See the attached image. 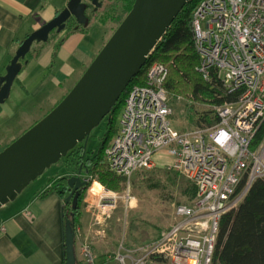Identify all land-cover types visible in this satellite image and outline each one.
Returning <instances> with one entry per match:
<instances>
[{
	"label": "built area",
	"instance_id": "obj_1",
	"mask_svg": "<svg viewBox=\"0 0 264 264\" xmlns=\"http://www.w3.org/2000/svg\"><path fill=\"white\" fill-rule=\"evenodd\" d=\"M192 24L198 71L210 79L214 70L238 95L213 106L218 119L210 125L177 131L170 121L167 64L152 62L146 83L132 85L121 128L105 150L108 167L130 180L137 169L157 165L155 154L161 151L170 157L169 166L196 183L198 192L194 203L177 206V219L155 239L122 245L116 255L122 264H214L224 213L237 207L255 178L264 175V139L253 148L264 122V0H201ZM95 181L88 185L94 207L91 231L103 237L122 195L102 184L94 197ZM75 231L80 234L82 228L75 226ZM79 239L81 264H98L91 244Z\"/></svg>",
	"mask_w": 264,
	"mask_h": 264
},
{
	"label": "water",
	"instance_id": "obj_2",
	"mask_svg": "<svg viewBox=\"0 0 264 264\" xmlns=\"http://www.w3.org/2000/svg\"><path fill=\"white\" fill-rule=\"evenodd\" d=\"M190 0H135L132 8L98 51L67 94L42 118L0 151V163L7 158L11 166L0 169V207L19 193L47 167L66 156L110 114L132 79L147 63L148 57ZM99 0H69L55 17L31 32L20 43L5 74L0 75V103L10 95L12 86L33 44L50 40L75 15L85 21L92 4ZM96 8V10H97ZM81 171V169H80ZM88 172V170H87ZM81 174L68 178L73 205L79 187L86 184ZM65 264H76L72 225L66 230Z\"/></svg>",
	"mask_w": 264,
	"mask_h": 264
},
{
	"label": "crops",
	"instance_id": "obj_3",
	"mask_svg": "<svg viewBox=\"0 0 264 264\" xmlns=\"http://www.w3.org/2000/svg\"><path fill=\"white\" fill-rule=\"evenodd\" d=\"M68 1L0 0V75L6 73L7 66L24 38L55 17L66 7ZM102 6L98 7V11H105L106 5ZM92 24L91 22L87 28H71L63 34L61 44L50 45L42 42L34 44L27 54L29 61L19 73L22 75L21 78L19 80L16 78L9 97L0 103V127L10 125L9 121L17 116L18 108L26 113L39 110L40 114L27 125L31 127L67 94L86 69V60H92L101 49L97 50L96 45L91 47L88 45L89 41H85ZM13 91L21 98V100L13 98L17 107L9 100ZM31 97L37 98L38 101L32 100V105L27 104V100ZM155 156L158 163H162L163 166H167L170 161V157L166 154L156 153ZM74 165L76 167L73 166L64 172L68 178L74 174H81L87 183L92 180L99 181L95 175L89 173L90 171L87 172L81 166ZM65 184L62 190L54 187L49 178L46 186L40 190L24 188L14 200L0 207V264H65L66 230L70 224L75 236L76 258L81 260L82 241L78 237H86L87 224V229L93 228V216L92 219L91 215L82 219L81 215L83 208L92 211V197L88 188L81 206L80 223L75 225L71 214L68 213V209L72 207L71 200H66L71 192L68 179ZM75 206L76 202L73 207ZM75 226H80L84 232L78 236ZM105 236L107 234L103 237H93L92 233L87 239L96 259L95 247Z\"/></svg>",
	"mask_w": 264,
	"mask_h": 264
},
{
	"label": "trees",
	"instance_id": "obj_4",
	"mask_svg": "<svg viewBox=\"0 0 264 264\" xmlns=\"http://www.w3.org/2000/svg\"><path fill=\"white\" fill-rule=\"evenodd\" d=\"M200 1L190 0L180 11L166 34L148 57L147 63L124 90L110 114L103 119L102 122L107 120V131L105 132V140L100 151L96 152L94 149H88L83 142H80L64 156L66 161L90 171L89 173L92 176L95 175L101 183L110 188L121 191L126 187L128 177L118 174L108 167L105 147L120 130V128L114 126V123L117 121V116L120 113L122 114L126 97L132 85L146 83L149 66L156 60L166 63L169 68V73L165 80L169 102L177 98V95L184 94V103L187 104V108L191 111V115L188 114L195 127L208 126L218 119L213 106L234 101L237 98L238 91L230 92L214 70L212 71L211 78L205 79L197 69L200 63V55L194 44L192 20L194 10ZM134 2L135 0H128L126 3L128 12ZM96 8V4L93 3L86 11L87 15L89 13V21L80 23L77 21L78 24L74 29L87 28L92 19H95L94 16H97L96 20L99 18L103 20L102 12H100V15L99 13L97 14ZM67 31H63V34ZM197 103L207 105V108H199L196 106ZM263 139L264 122L255 136L253 147L258 146ZM158 167L160 166L158 165ZM155 171L141 168L135 173H137V178H140V174H145L147 176L144 179L148 176L149 179H155V181L150 182V185L157 186L160 178L159 176L156 177ZM167 172L169 173V171ZM246 177L247 174L242 184H245ZM50 179L54 187L63 190L68 175H61L57 179ZM175 179L176 183H180V195H185L187 201L196 196L198 188L191 180L188 181L177 175ZM92 181L88 182V184L92 183ZM84 190L76 201V206L68 209V213L71 214L72 222L75 225L76 223H80L81 206L84 203L83 200L87 194L88 186H85ZM76 264H81V260L76 258ZM214 264H264V175L255 178L237 207L224 213L220 223Z\"/></svg>",
	"mask_w": 264,
	"mask_h": 264
},
{
	"label": "rangeland",
	"instance_id": "obj_5",
	"mask_svg": "<svg viewBox=\"0 0 264 264\" xmlns=\"http://www.w3.org/2000/svg\"><path fill=\"white\" fill-rule=\"evenodd\" d=\"M123 16H126V14H123L120 17L117 16L118 18L116 16L111 18L107 17L105 20L94 22L90 26L91 31L87 34L85 41H89L88 45L91 47L96 45L95 48H97V50L102 48L114 30L124 19ZM58 39L59 37H54L47 44L55 45ZM91 61V59L86 60L87 66ZM21 76L22 75L19 74L17 80H19ZM184 97V94L181 93L180 95H177V98L170 101V105L173 108L170 121L173 128L177 131L185 129L192 130L195 128V125L189 118L191 111L187 108V104L184 103ZM13 98L21 100L15 91H13L12 98L9 100L14 102L15 99ZM32 100H34V102L38 101L37 98L31 97L27 100V104L30 103V105H32ZM197 104L196 106L199 108H207V105H202L200 103ZM14 105L17 107V103L14 102ZM17 110V116L9 121L10 125L7 124L8 127H3L1 125L0 127V150L26 131L30 127L27 126L29 121H32L34 117H37V115L40 114L37 109L33 110L32 113L31 111L26 113L19 108ZM120 119L121 113L117 116V121L114 123V126L117 128L121 127ZM106 121L107 120H104V122L96 126L92 130L89 138L82 141L88 149H94L96 152L100 151L105 140V132L107 131ZM24 128L25 130H23ZM162 154L164 153L162 152ZM159 164L161 165L162 163H158L157 165L148 168L154 171L156 170V177L159 176L160 178L157 186L150 185V182L155 181V179H149V176L144 179V177L147 176L145 174H140V178H137V173H135L139 170L137 169L130 180L128 177L126 187L121 191L117 190L122 197L116 204L117 206L111 216L106 220L105 227L107 230V236H105L103 241L95 247L99 264H122V262L116 257L122 245L134 247L152 241L176 220V208L180 203H194L196 196L187 201L185 195H180V183H176L175 176L177 175L178 177L185 178L188 181L191 180L195 185L196 183L186 175L182 174L181 171L169 166V162L167 163V166H160ZM158 165L160 167L157 168ZM73 166L76 167L74 164L67 162L66 158L62 157L59 161L47 167L42 174L33 179L25 188H27L26 190L31 189L33 191H38L46 186L49 178L57 179L59 175H66L64 172H67L68 169L73 168ZM165 167L166 169L164 170ZM166 170L169 171V173ZM103 185L105 184L103 183ZM240 185L242 188V182ZM88 215H91L92 219L93 207L91 212L88 209L85 210L83 208L81 215L82 219ZM87 225L85 226L86 237L84 238V241L88 242L87 239L90 237L92 231L87 229ZM83 232L84 230L81 233ZM93 232H95L94 228ZM80 234L77 233L78 236ZM81 249L80 246V252Z\"/></svg>",
	"mask_w": 264,
	"mask_h": 264
},
{
	"label": "flooded vegetation",
	"instance_id": "obj_6",
	"mask_svg": "<svg viewBox=\"0 0 264 264\" xmlns=\"http://www.w3.org/2000/svg\"><path fill=\"white\" fill-rule=\"evenodd\" d=\"M99 1H101V0H99ZM127 2H128V0H102L101 1L102 5L103 4L106 5V8H105V11L106 12L105 11L104 12L103 11H98L99 10L98 8H97L96 12H97V14L99 13V15L101 14L100 12H102L101 15H102L103 20H105L107 17H110L111 18V17H115V16L116 17L117 16L120 17L123 14H126L127 15V13H128V9L126 8L127 7V4H126ZM88 15H89V13H88ZM88 15H87L85 21H83V22H88L89 21L88 20ZM94 17H95V19L94 20L92 19V21H91L92 23H94V22H96L98 20H101L100 18L98 20H96L97 19V16H94ZM123 17H125V16H123ZM70 18L71 19L69 21H67L66 27L63 30H61L60 32H56V29H54L51 32L50 40L52 38H54V37H59V39L57 41V44H61L62 41H63V39H62L63 38V35H62L63 34V31L70 30L72 27L77 26L78 22L79 23L82 22L75 15H71ZM50 40H48L46 42H43V43H48ZM34 44H36V43H34ZM34 44H33V47H34ZM85 186H88V183L87 182L83 186L79 187V189H78L79 190L78 199L81 196L82 192L85 191L84 190L85 189ZM70 205L73 208L72 200L70 201Z\"/></svg>",
	"mask_w": 264,
	"mask_h": 264
},
{
	"label": "bare ground",
	"instance_id": "obj_7",
	"mask_svg": "<svg viewBox=\"0 0 264 264\" xmlns=\"http://www.w3.org/2000/svg\"><path fill=\"white\" fill-rule=\"evenodd\" d=\"M10 166H11V160L8 159V158L6 160H3L0 163V169L2 171H4V172H7L8 171V168ZM101 187H102V184L99 181H95V183L92 185L91 189H92V194L94 195V197H96V195L99 193V191L101 190ZM100 226H102V225H100ZM105 229H106V227H105ZM106 232H107V230H106ZM103 233H101V234H103Z\"/></svg>",
	"mask_w": 264,
	"mask_h": 264
}]
</instances>
